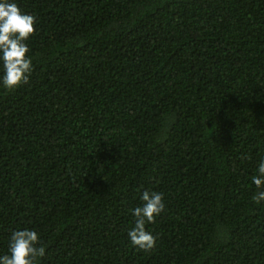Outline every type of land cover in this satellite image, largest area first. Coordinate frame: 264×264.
Masks as SVG:
<instances>
[{
    "label": "trees",
    "instance_id": "1",
    "mask_svg": "<svg viewBox=\"0 0 264 264\" xmlns=\"http://www.w3.org/2000/svg\"><path fill=\"white\" fill-rule=\"evenodd\" d=\"M16 2L34 71L0 88V254L29 228L40 264H264V0Z\"/></svg>",
    "mask_w": 264,
    "mask_h": 264
},
{
    "label": "clouds",
    "instance_id": "2",
    "mask_svg": "<svg viewBox=\"0 0 264 264\" xmlns=\"http://www.w3.org/2000/svg\"><path fill=\"white\" fill-rule=\"evenodd\" d=\"M37 18L20 9L16 0H0V88L15 90L29 82L34 71L28 41L34 35ZM256 193L255 203L264 201V158L257 162L251 178ZM141 204L131 209L133 225L127 231L130 244L137 250L150 252L156 247L157 236L148 230L165 209L163 193L145 189ZM46 248L40 234L29 228L14 230L8 240L7 253L0 254V264H40Z\"/></svg>",
    "mask_w": 264,
    "mask_h": 264
}]
</instances>
